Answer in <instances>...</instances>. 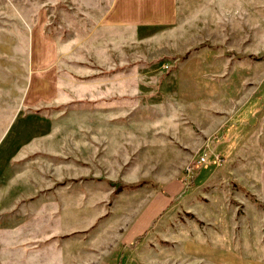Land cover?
I'll return each mask as SVG.
<instances>
[{"label": "rangeland", "instance_id": "374dc122", "mask_svg": "<svg viewBox=\"0 0 264 264\" xmlns=\"http://www.w3.org/2000/svg\"><path fill=\"white\" fill-rule=\"evenodd\" d=\"M110 2L0 0V264H203L185 247L210 223L264 258V0H178L141 34L100 26ZM41 13L64 56L56 99L26 109ZM170 188L167 216L113 243Z\"/></svg>", "mask_w": 264, "mask_h": 264}, {"label": "crops", "instance_id": "0c3cea01", "mask_svg": "<svg viewBox=\"0 0 264 264\" xmlns=\"http://www.w3.org/2000/svg\"><path fill=\"white\" fill-rule=\"evenodd\" d=\"M178 14V0H111L100 26L119 33L141 34L157 27L175 25ZM45 26L46 19L44 21L41 13L35 27L30 31L28 69L30 80L26 84V90L21 94L23 96L21 105L26 109L51 104L57 97L59 63L64 55L60 56L59 43L46 34ZM170 189L172 190H166L165 194L153 195L130 228H121L117 243L116 241L113 243L118 244L122 250L146 236L159 219L162 220L163 216L168 215L171 202L177 194L174 193V188ZM217 225L218 223H210L207 227L210 231L203 230L205 237L203 244L198 242L189 244V248L185 247L187 249L185 254L190 255L194 260H200L203 264H264L263 256L256 251V243L244 241L238 235L227 240L224 237H218V230L221 228ZM209 234L210 237L207 236ZM225 248L227 252L224 253ZM66 250L73 255L75 253V251ZM63 254L62 251L56 259L55 257L51 260L47 259L42 264H74L65 259ZM64 259L65 262H63ZM37 260L38 264H41L40 259Z\"/></svg>", "mask_w": 264, "mask_h": 264}, {"label": "built area", "instance_id": "2783aa9c", "mask_svg": "<svg viewBox=\"0 0 264 264\" xmlns=\"http://www.w3.org/2000/svg\"><path fill=\"white\" fill-rule=\"evenodd\" d=\"M207 161V158L205 156L200 157L199 159L196 160L194 164H192L188 169L187 172L189 174H192L195 171V165L198 163V165H203Z\"/></svg>", "mask_w": 264, "mask_h": 264}]
</instances>
